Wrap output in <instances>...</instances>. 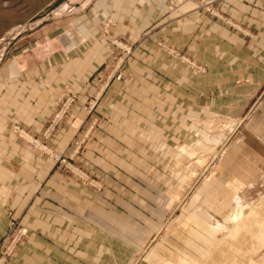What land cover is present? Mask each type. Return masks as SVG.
Listing matches in <instances>:
<instances>
[{
    "label": "crops",
    "instance_id": "obj_1",
    "mask_svg": "<svg viewBox=\"0 0 264 264\" xmlns=\"http://www.w3.org/2000/svg\"><path fill=\"white\" fill-rule=\"evenodd\" d=\"M70 2L56 13L82 9ZM218 9L229 24L194 0H94L1 57L0 236L11 211L29 227L24 250L46 253L50 264H264V115H246L260 94L252 109L264 106V0H224ZM31 23L43 30L52 22ZM113 39L133 49L124 82L100 86L90 114L83 107L116 53ZM160 42L204 72L168 56ZM69 92L76 102L44 139ZM94 116L98 128L77 162L102 180L100 193L12 132L17 125L69 155ZM246 118L256 131L222 134L233 141L189 197L181 196L189 183L170 180L169 164L152 161L168 157L193 123L233 127Z\"/></svg>",
    "mask_w": 264,
    "mask_h": 264
},
{
    "label": "rangeland",
    "instance_id": "obj_2",
    "mask_svg": "<svg viewBox=\"0 0 264 264\" xmlns=\"http://www.w3.org/2000/svg\"><path fill=\"white\" fill-rule=\"evenodd\" d=\"M66 1L61 2L59 6L66 4L72 7L70 0H68L69 2ZM35 2L36 0H0V16L14 17L17 15H21L27 10H29ZM80 2L82 4V9L76 10L71 14H67L71 10L65 11L63 13H56L57 8L59 7L58 6L56 8H53L52 10H45L38 16H36L34 18L35 21L48 22L50 19V21L52 22L44 23L42 25V27L44 28L43 30H40L39 25L41 23L31 22H27L25 24L10 28L6 33H4L0 37V59L6 52H10L11 54L18 48L24 46L25 44L37 38H40V36H43V34L48 33L51 30L54 31V28L59 24L57 22L78 18L82 12L84 13L91 6L94 0H72V4ZM162 43L174 48L180 53V55H183L178 49H176L172 45H169L165 42ZM110 44L116 49V53L112 55V60L107 68L108 71L99 79V82L97 84L95 82V92L90 97L86 98V103L83 107L84 110L88 112L87 108L90 105H93L91 111L88 112L90 114L95 113L94 111L97 105V100L99 99L102 91V88L100 86L104 87V85L108 83L109 79L117 80L113 78L116 72H118L120 75V79L118 80L124 82L123 66L125 64L126 59L132 54L133 49L125 43L118 42L116 39L111 40ZM183 56L185 57V55ZM260 97L261 94L253 100V103L247 109L246 115H248L249 117L253 114L264 115V106H261L258 111H255V108L252 109L254 104L256 103V100ZM71 98H74V101L71 104L72 106L78 98L77 94L69 92L64 95L59 108L51 117L49 124L53 121L56 115L63 114L61 120L56 124L51 133L64 120L65 116L67 115V112L70 110L71 106L67 111H65V113H63L61 111V108L64 102L67 99ZM248 118H246V120L242 123L239 122L237 124H234L233 127L229 123H210L208 120L193 123L192 125H189V127L186 128L184 142L180 141V143L171 145L169 147L171 149L168 152V157H164L163 159L157 157V161L152 158V161L156 167H158L159 163L169 164V172L167 174L170 180L180 177L181 179H184L187 184L189 183V186L184 188L183 193H181V196L189 197L192 191V183L198 180L199 178L208 179L212 176L213 170H215L216 168V164L219 163V161L221 160L223 150H225V148L229 146L230 142L233 141L229 139H220V136H222V134L238 133L246 127H248L247 130L256 131L257 126L255 123L251 125L246 124L248 122ZM98 125L99 120L97 117L94 116L89 123L87 134L83 138H81L84 141L81 144L80 148L76 150L75 146V151L69 155H66L65 153L51 151L47 145H45L43 142L39 141L35 137L34 138L46 148H44L45 151L42 152L37 150L32 151L39 152L42 157L52 161L56 166L60 168L61 171H63L64 174H67L76 181H78V183L84 186L88 191L100 193L103 187L102 180L90 174L86 169H83L77 162V157L80 151L87 143L90 142L92 136L98 128ZM49 137L50 135L47 138L44 137V139H49ZM80 140L75 143H79ZM21 141L24 142L23 140ZM172 163L174 164L173 167L170 166V164ZM177 163L183 166L184 171L182 173H179L177 171ZM176 200L178 201L179 199ZM177 205V202L173 205L174 210L177 208ZM6 215L7 223L5 232L0 236V264H50L49 255H47L46 253H41L40 251L34 252L24 250V246L28 242V239L30 237V230L28 225L25 222H22L18 216L13 215L11 211H8ZM18 230H24L25 232L22 236L17 237L16 234ZM11 243H13L12 247L10 246Z\"/></svg>",
    "mask_w": 264,
    "mask_h": 264
},
{
    "label": "built area",
    "instance_id": "obj_3",
    "mask_svg": "<svg viewBox=\"0 0 264 264\" xmlns=\"http://www.w3.org/2000/svg\"><path fill=\"white\" fill-rule=\"evenodd\" d=\"M198 7L203 9L206 13H208L209 15H211L212 17H217L220 18L224 23L229 24V20L220 15L219 9H218V5L220 3H222L224 0H194ZM158 47L163 50L167 55L171 56L172 58L180 61L181 63H185L187 64L189 67L195 69L197 72H204V69H202L199 66H196L193 64V62H191L190 60H188L186 57H184L183 55H180V53L175 50L174 48L167 46L166 44L160 42L158 43ZM114 79H120V75L118 72L115 73V75L113 76ZM74 98L71 99H67L64 104L62 105L61 111L63 113H65V111H67L69 109V107L71 106V104L73 103ZM93 108V105H90L87 108V111H91V109ZM63 114H58L55 116V118L53 119V121L48 125V128L46 129V131L44 132V137H48L51 133V131L54 129V127L56 126V124L61 120ZM12 132L21 140H23L32 150H37V151H45L44 147L38 140H36L34 137H32L30 134H28L26 131L20 129L18 126H13ZM83 139L80 140L79 143H75L76 146V150L80 148L81 144L83 143ZM24 230H18L16 236L20 237L24 234ZM11 247L13 246V243H11L10 245Z\"/></svg>",
    "mask_w": 264,
    "mask_h": 264
},
{
    "label": "water",
    "instance_id": "obj_4",
    "mask_svg": "<svg viewBox=\"0 0 264 264\" xmlns=\"http://www.w3.org/2000/svg\"><path fill=\"white\" fill-rule=\"evenodd\" d=\"M65 0H36L33 6L21 15L17 16H0V37L10 28L25 24L30 18H35L38 14L45 10L56 8Z\"/></svg>",
    "mask_w": 264,
    "mask_h": 264
},
{
    "label": "bare ground",
    "instance_id": "obj_5",
    "mask_svg": "<svg viewBox=\"0 0 264 264\" xmlns=\"http://www.w3.org/2000/svg\"><path fill=\"white\" fill-rule=\"evenodd\" d=\"M60 4H61V3H60ZM60 4H59V5H60ZM59 5H58V6H59ZM58 6H57V7H58ZM65 6H66V4H63V5L59 6V7L57 8V11H62V10H64V9H65ZM38 15H39V14H38ZM38 15H37V16H38ZM49 17H50V16H49ZM33 20H34V18H33V19L30 18V20H28L27 22H32ZM27 22H26V23H27ZM244 209H246V208H243V209L240 210V214H242V211H243ZM236 217H237V215H234L233 219H236Z\"/></svg>",
    "mask_w": 264,
    "mask_h": 264
}]
</instances>
